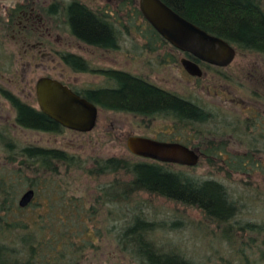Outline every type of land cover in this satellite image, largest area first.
<instances>
[{
	"label": "trees",
	"instance_id": "16d2710c",
	"mask_svg": "<svg viewBox=\"0 0 264 264\" xmlns=\"http://www.w3.org/2000/svg\"><path fill=\"white\" fill-rule=\"evenodd\" d=\"M161 1L201 29L221 37L236 50L264 57V7L260 0ZM117 2L115 7L108 9L93 7L80 0H52L44 12L62 32L105 50L115 49L121 35H132L131 31L146 35L147 42L155 44L160 40L143 18L138 0ZM138 21H142L141 24ZM131 27L134 30L128 31ZM56 54L73 71H90L82 57L60 50H56ZM99 72L109 87L75 90L98 107L132 109L140 113L172 109L179 119L192 118L199 123L208 120V116L193 117L191 105L153 88L141 76L122 70ZM2 94L13 108L19 126L54 134L64 131V127L38 106L23 101L9 90H3ZM168 102H172L171 105ZM198 112L202 114L199 109ZM219 124L222 125H215L212 131L201 127L197 131H171L169 136L179 137L182 144L198 154L196 166L205 162L216 169L212 171L213 175L223 174L227 179L232 173H257L264 178V114L255 109L236 119L221 115ZM231 141L245 146L243 157L229 151ZM0 160L3 162L0 163V264H85L86 252L98 248L87 238V223L93 221L98 209L94 204L86 205L84 198L76 195L71 181L75 172L94 181L105 177L102 183L95 185L91 200L109 206L111 218L122 220L121 225H112L107 232L115 230V246L132 264H196L176 248L168 247L164 242L157 243L155 232L160 228L159 224L137 208L136 196L140 193L199 209L221 227L226 237L235 230L247 232L249 245L254 242V248L259 247L258 257L262 256L263 261L248 260L245 264H264V217L245 222L235 220L242 209L241 204H246L241 194L234 197V192L216 176L195 174L192 172L195 166L141 159L132 154L127 157H82L62 148L21 145L5 127L0 128ZM246 182L244 184L249 185L250 181ZM28 189L34 190V199L27 207L19 208L20 194ZM249 189L251 201L258 191ZM113 205L117 208L113 209ZM30 208L34 214L31 218H15L17 213ZM258 241L263 247L256 244Z\"/></svg>",
	"mask_w": 264,
	"mask_h": 264
},
{
	"label": "rangeland",
	"instance_id": "374dc122",
	"mask_svg": "<svg viewBox=\"0 0 264 264\" xmlns=\"http://www.w3.org/2000/svg\"><path fill=\"white\" fill-rule=\"evenodd\" d=\"M51 1L0 0V128H7L10 136L19 144L55 146L80 154L82 157H127L130 155L126 147L127 137L144 132L132 131L138 123L137 118L101 110L95 128L86 133L64 130L60 134H50L19 126L13 108L3 97V90H9L23 101L36 106L35 84L42 76H51L78 90L98 85L103 80L101 75L94 72H73L49 50L50 47L78 54L96 66H111L125 69L133 74H142L178 93L194 96L208 106L221 107L240 117L246 114L247 109H256L264 114L262 55L236 50L229 67L224 70L231 79H223L210 70H203V74L198 79H188L178 62L171 65L159 64L164 49L152 55L140 49L142 41L134 31H131L132 35L122 34L119 48L113 51L97 49L77 40L67 32L60 31L42 12V7ZM80 1L93 7L108 9L118 4L117 0ZM260 1L264 7V0ZM141 22L138 21V24ZM130 30L134 28L131 27L128 31ZM176 56L177 61L180 60L181 55L176 54ZM147 60L148 65L145 63ZM251 92L254 98L259 96L260 99L249 98ZM229 151L243 157L246 148L231 141ZM10 167L9 165L8 168ZM213 170L216 169L203 162L195 166L192 172L203 177L216 176L234 192V197H237L238 193L241 194V199L246 204H241L242 209L235 220L245 222L261 220L264 217L262 176L257 173L250 175L232 173L231 177L225 179L223 174L213 175ZM72 176L75 177V180L71 178V181L76 195L84 198L86 205L94 204V208L98 209L93 215V221L87 223V238L92 239L98 248L86 252L85 264H132L116 248L113 240L115 230L107 232L112 225L116 226L118 223L121 225L122 220L111 218L108 214L109 206L96 199L91 200L95 193V185L102 183L105 177L94 181L80 172H75ZM246 181H250L249 185L244 184L247 183ZM249 187L258 191V195L251 201V197H248L251 192ZM136 200L139 211L159 224L160 228L155 232L157 243L164 242L168 247L176 248L193 263L245 264L248 260L263 261L262 256L258 257L259 247L254 248V242H250L249 245L247 232L235 230L226 237L221 227L206 218L197 208L145 193L138 194ZM112 208L116 209L117 206L113 205ZM31 211L33 213L30 208L17 213L15 218H31L34 215ZM13 217L11 215V218ZM256 244L263 247L260 241Z\"/></svg>",
	"mask_w": 264,
	"mask_h": 264
},
{
	"label": "water",
	"instance_id": "95a60500",
	"mask_svg": "<svg viewBox=\"0 0 264 264\" xmlns=\"http://www.w3.org/2000/svg\"><path fill=\"white\" fill-rule=\"evenodd\" d=\"M138 6L143 18L175 48L216 66H226L233 60L235 48L230 43L180 16L163 1L138 0ZM182 65L189 74L201 75V70L195 63L183 60ZM35 94L40 110L62 127L89 132L94 126L96 106L58 80L40 77L35 84ZM126 147L135 156L163 163L194 167L199 160L193 149L177 142L132 135L127 137ZM33 199L34 190H25L17 205L25 208Z\"/></svg>",
	"mask_w": 264,
	"mask_h": 264
},
{
	"label": "flooded vegetation",
	"instance_id": "af4514ba",
	"mask_svg": "<svg viewBox=\"0 0 264 264\" xmlns=\"http://www.w3.org/2000/svg\"><path fill=\"white\" fill-rule=\"evenodd\" d=\"M45 7H42V12H43V14L46 17H48L46 15V13L44 12V8ZM48 18L50 20H52L50 17H48ZM52 22L55 23L53 20H52ZM55 25H56L55 28H58V25L56 23H55ZM138 35L140 36V39L142 41V47L140 49H142L143 51H145V52H147V53H149L151 55L154 52L158 51V50L164 49V53L162 55V59L159 60V64L160 65L161 64L162 65H164V64H166V65H169L170 64L171 65V64H175V63L178 62V64L180 65V68L183 71L185 77L188 78V79H198V78H200L201 75L203 74V70H205V71L206 70H210L215 75H218L219 77H221L223 79H226V80L227 79H231V76L227 75L226 72L224 71L226 68L229 67V65H230L231 62L229 64H227L226 66H216V65L208 64V63L203 62L200 59L196 58L195 56L189 54L188 52H185V51H182L180 49L175 48L169 42H167L166 40H164L161 37L160 34H158L160 40L158 42H156L155 44L152 43L151 41H148L147 42L146 39H145V37H147L146 35H143L142 33L141 34L138 33ZM147 39H148V37H147ZM87 45H89V44H87ZM119 45L120 44L118 43V46L115 49H112V50H105V49L98 48L96 46H93V47H95L97 49L104 50V51H113V50H117L119 48ZM149 45H153L154 47L151 48V46H149ZM90 46H92V45H90ZM53 49H55V50H53ZM49 50L54 55H56V56H57L56 50H60V51L68 52V53H70L72 55L74 54V55L80 56V55L75 54V53H72L70 51L56 49L54 47H52V49L49 48ZM235 51H236V49H235ZM144 54L145 53L143 52L142 55H144ZM176 54H180L181 55V58L178 61L176 59L177 58ZM183 60H188L190 62L195 63L199 67V69L201 70V75L200 76H193V75L189 74L184 69V67L182 65V61ZM86 61L88 63V67L90 69V71H87V72H90V73L91 72H94V74L101 75L103 77V80L101 81L100 84L95 85V86H89V87H87L85 89L94 90V89H96L98 87L99 88L100 87H105V86L109 87V85L106 84V81L107 80L105 79L104 75H102L99 71H102V70H122V71L129 72V71L125 70V69L124 70L123 69H116V68H113L111 66H109V67L100 66V65H97L96 66L92 62H90L88 60H86ZM148 62H149L148 60L145 61L146 64ZM62 63L65 66H67L63 61H62ZM73 72H76V71H73ZM129 73H131V72H129ZM131 74H133V73H131ZM133 75H138V76L143 77L145 79V81L150 86H152L153 88L164 92L168 96H170V94H172L179 101H182L185 104L191 105L192 106L191 108L193 109L191 111H194L191 114L195 115L193 117H204V116H208L207 117L208 120H202L203 119L202 118L201 119L202 121L200 120L201 122L199 123V122L194 121V119H192V118L191 119H179L176 116H174V113H173V110L172 109H163V108H161L160 110H155V111H152V110H150V111L144 110L146 112L140 113V112H135L132 109H120V110H117V109H111V108L110 109L109 108H101V107H98L97 105H95L93 103L96 106V108H97V115H96V119H95L94 126L89 131H92L95 128L96 123H97L98 113L101 110V111H108V112H112V113L125 114V115L131 116L133 118H137L138 119V123L133 127L134 130H132V131H144V132L138 133V134H133V135L142 136V137H148V138H151V139H154V140H158V141L177 142V143L182 144L181 139L179 137L173 138V137L169 136L170 133H171V131H197L198 128H200V130H201V127L205 131H212V129L214 128L215 125H219V126L222 125V124H219V121L221 119V115H225L226 117L233 118V119L234 118L236 119V117L238 116L236 113H232L231 111H228V110H223L221 107L208 106L205 103H203L202 101H199L198 99L194 98V96L192 97V96H189V95H184L182 93H178V92L174 91L173 89H170V88H168V87H166L164 85H161L159 83H156V82L150 80L147 76H144L142 74H133ZM45 77L52 78L51 76H45ZM56 80H58V79H56ZM58 81L61 82L64 85H66L67 87H69L75 93H76L75 90H78V89H76V88H74V87H72V86L64 83L61 80H58ZM85 89H83V90H85ZM76 94H78V93H76ZM169 98H171V97H169ZM249 98H253V92H251V94L249 95ZM86 100H88V99H86ZM89 102H91V101H89ZM168 103L171 105L172 102L171 103L168 102ZM36 106H38V103H37ZM38 108H39V106H38ZM177 108L181 110V108L179 106ZM198 109L202 112V114H199ZM253 110H255V109H247L245 112L247 114V113L252 112ZM246 114L244 116H246ZM209 117H212L211 120H209ZM64 130H70V129L64 128ZM71 131H74V130H71ZM74 132H78V131H74ZM45 133H49V132H45ZM78 133H86V132H78ZM50 134H54V133H50ZM130 136H132V135H130ZM42 147L59 148V147H55V146H42ZM136 157H138V156H136ZM139 158H141V159H147V160H152V159L142 158V157H139ZM169 164H173V163H169Z\"/></svg>",
	"mask_w": 264,
	"mask_h": 264
}]
</instances>
